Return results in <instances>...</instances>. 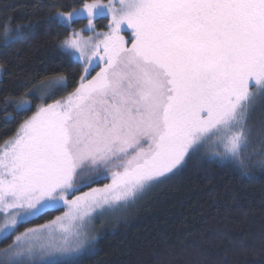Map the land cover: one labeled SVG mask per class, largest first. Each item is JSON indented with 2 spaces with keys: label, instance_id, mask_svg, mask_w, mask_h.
I'll use <instances>...</instances> for the list:
<instances>
[{
  "label": "snow or ice",
  "instance_id": "obj_1",
  "mask_svg": "<svg viewBox=\"0 0 264 264\" xmlns=\"http://www.w3.org/2000/svg\"><path fill=\"white\" fill-rule=\"evenodd\" d=\"M75 4L39 5L57 9L43 23L63 34L57 59L71 78L53 69L0 101L6 123L35 104L0 144V264H82L99 243L90 225L190 165L216 163L242 181L264 173V116L252 119L264 107V0ZM33 35L6 23L0 51Z\"/></svg>",
  "mask_w": 264,
  "mask_h": 264
},
{
  "label": "trees",
  "instance_id": "obj_2",
  "mask_svg": "<svg viewBox=\"0 0 264 264\" xmlns=\"http://www.w3.org/2000/svg\"><path fill=\"white\" fill-rule=\"evenodd\" d=\"M51 2L0 0V28L10 23L12 29L34 30L28 40L0 51V101L11 96L22 82L39 84L53 69L71 78L73 67H61L57 59V45L63 34L43 23L57 9L39 5ZM58 3L79 6L75 0ZM106 24L107 20L98 22L97 28L104 29ZM82 26L73 25L77 29ZM34 111L35 104L32 111L6 123L5 112L0 110V144L13 136L19 124ZM262 116L264 107H257L252 119L258 121ZM63 212L64 209L52 212L35 223H45ZM96 223V254L82 264H190L193 260L200 264H264V252L259 249L260 238L264 237V173L256 170L252 179L242 181L232 169L216 163L190 165L174 179L149 190L119 220ZM221 235L227 239L220 240ZM229 240H245L256 250L233 251Z\"/></svg>",
  "mask_w": 264,
  "mask_h": 264
},
{
  "label": "rangeland",
  "instance_id": "obj_3",
  "mask_svg": "<svg viewBox=\"0 0 264 264\" xmlns=\"http://www.w3.org/2000/svg\"><path fill=\"white\" fill-rule=\"evenodd\" d=\"M98 30H100V29H98ZM124 35H125V38L127 39L128 38V36L130 35V33L129 32H124L123 33ZM98 70V69H97ZM94 74V73H93ZM126 210L125 209H122V210H120V211H117V212H115V213H106L104 216H102V217H100V219H98V220H96L95 222H94V224H92V225H90L89 226V228H88V230H87V232H88V236L89 237H93V236H96V233H95V226H96V222H98V221H100V222H102L103 224H107V223H111V222H115V221H117V220H119L121 217H122V215L124 214V212H125ZM63 215V214H62ZM69 227H71V225H68Z\"/></svg>",
  "mask_w": 264,
  "mask_h": 264
}]
</instances>
